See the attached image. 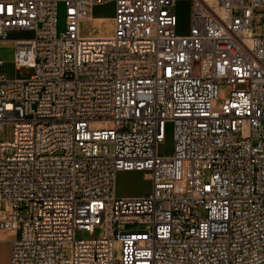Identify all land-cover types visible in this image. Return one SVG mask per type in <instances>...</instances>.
<instances>
[{
	"label": "built area",
	"instance_id": "obj_1",
	"mask_svg": "<svg viewBox=\"0 0 264 264\" xmlns=\"http://www.w3.org/2000/svg\"><path fill=\"white\" fill-rule=\"evenodd\" d=\"M111 1V36L86 33ZM178 1L0 0V46L34 70L0 73L10 264H264V0H189L186 34ZM130 171L149 195L116 196Z\"/></svg>",
	"mask_w": 264,
	"mask_h": 264
},
{
	"label": "rangeland",
	"instance_id": "obj_2",
	"mask_svg": "<svg viewBox=\"0 0 264 264\" xmlns=\"http://www.w3.org/2000/svg\"><path fill=\"white\" fill-rule=\"evenodd\" d=\"M177 32L179 34L188 33L191 25L192 3L189 0H179L176 3ZM116 14V3L114 1L96 5L93 7L91 15L94 19L104 17H114ZM95 21H88L85 24V32L100 30L95 26ZM66 30V11L65 5L60 3L58 6L57 31L61 35ZM15 44L6 42L0 46V73L6 75L8 79H28L34 70L28 66L17 67L14 62ZM219 93L223 98L226 97L228 90L225 86L219 88ZM217 106V103H215ZM11 125H6L0 131V140H10L12 137ZM158 153L162 157H170L174 153V126L172 123L166 124L165 139L158 148ZM153 183L147 172L130 171L118 172L116 175V196L118 198H133L149 195L152 191ZM98 234V233H97ZM18 237L16 231H0V264H10L12 246L10 240ZM88 233H78V239L90 238Z\"/></svg>",
	"mask_w": 264,
	"mask_h": 264
},
{
	"label": "bare ground",
	"instance_id": "obj_3",
	"mask_svg": "<svg viewBox=\"0 0 264 264\" xmlns=\"http://www.w3.org/2000/svg\"><path fill=\"white\" fill-rule=\"evenodd\" d=\"M95 26L100 30V35H105L106 37L111 36L113 31V20L105 21L97 19L95 20Z\"/></svg>",
	"mask_w": 264,
	"mask_h": 264
},
{
	"label": "crops",
	"instance_id": "obj_4",
	"mask_svg": "<svg viewBox=\"0 0 264 264\" xmlns=\"http://www.w3.org/2000/svg\"><path fill=\"white\" fill-rule=\"evenodd\" d=\"M115 16L114 17H104V18H97V19H100V20H105V21H110V20H114ZM95 19V20H97Z\"/></svg>",
	"mask_w": 264,
	"mask_h": 264
},
{
	"label": "snow or ice",
	"instance_id": "obj_5",
	"mask_svg": "<svg viewBox=\"0 0 264 264\" xmlns=\"http://www.w3.org/2000/svg\"><path fill=\"white\" fill-rule=\"evenodd\" d=\"M8 11H11V7L10 6L8 7Z\"/></svg>",
	"mask_w": 264,
	"mask_h": 264
}]
</instances>
